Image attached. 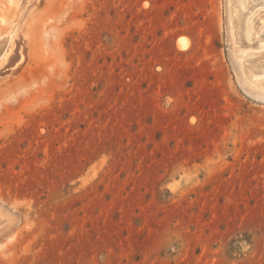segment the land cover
<instances>
[{
    "label": "rangeland",
    "instance_id": "1",
    "mask_svg": "<svg viewBox=\"0 0 264 264\" xmlns=\"http://www.w3.org/2000/svg\"><path fill=\"white\" fill-rule=\"evenodd\" d=\"M5 35L0 264H264L227 0H0Z\"/></svg>",
    "mask_w": 264,
    "mask_h": 264
},
{
    "label": "bare ground",
    "instance_id": "2",
    "mask_svg": "<svg viewBox=\"0 0 264 264\" xmlns=\"http://www.w3.org/2000/svg\"><path fill=\"white\" fill-rule=\"evenodd\" d=\"M227 14L229 40L240 58V69L256 83L264 77V0H227ZM5 38L0 43V63L7 60L12 46L10 35ZM177 44L184 46L179 40Z\"/></svg>",
    "mask_w": 264,
    "mask_h": 264
}]
</instances>
